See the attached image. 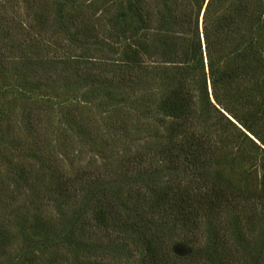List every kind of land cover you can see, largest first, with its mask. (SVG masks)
<instances>
[{
	"label": "trees",
	"instance_id": "16d2710c",
	"mask_svg": "<svg viewBox=\"0 0 264 264\" xmlns=\"http://www.w3.org/2000/svg\"><path fill=\"white\" fill-rule=\"evenodd\" d=\"M121 1L113 16L110 61L92 57L100 50L72 55L104 33L91 24L93 14L69 17L62 26L73 47L42 60L35 72L45 81L110 86L127 95L121 102L143 118L155 112L162 122L170 120L167 141L152 153L136 151L114 165L89 162L67 176L46 161L47 148L37 144L40 124L46 123L38 109L30 108L20 131L10 119L7 135L25 154L9 176L11 191L0 170V255L18 239L14 264H43L46 255L48 264H65L59 246L79 264H122L132 247L143 253L145 264H189L188 259L235 264L216 216L234 205L225 211L233 213L230 227L246 248L244 229L253 233L259 214L236 208L264 200V137L258 133L264 130V0H107L106 5ZM149 86L159 94H150ZM230 86L244 90L239 98L250 107L246 114L234 113L226 98ZM210 114L226 124L224 131L217 122L206 123ZM232 133L241 141L235 147L239 158L260 153L262 168L260 192L254 198L242 192L237 202H231L235 188L222 175L225 159L217 152ZM52 207L62 212L48 213ZM29 208L38 212L32 220ZM196 231L205 235L198 246ZM177 244L191 250L186 259L170 254Z\"/></svg>",
	"mask_w": 264,
	"mask_h": 264
},
{
	"label": "rangeland",
	"instance_id": "374dc122",
	"mask_svg": "<svg viewBox=\"0 0 264 264\" xmlns=\"http://www.w3.org/2000/svg\"><path fill=\"white\" fill-rule=\"evenodd\" d=\"M106 1L0 0V170L4 182L8 186V191L13 188L12 180L9 178L14 174L13 167L23 159L25 154V151L13 144L7 135L8 123L11 119L12 125L16 124V127L19 126L18 131L22 130L23 122L26 120L30 108L34 112L38 109L37 112L44 116L46 122L40 124L39 133L36 135L38 137L37 144L47 148L44 156L46 161L56 166L67 176L72 175L77 167L84 166L89 162L97 165L104 163L114 165L133 152L152 153L153 149H159L165 145L168 138V126H170L166 122L169 123L170 120L162 122V115L155 112L151 114L150 119L146 118L147 116L143 118L129 102H121L120 99L125 94H118L105 84L88 86L69 82L64 78L45 81L39 77V74L36 75L35 69L39 70L38 63H42V60L51 58L53 55L56 56L60 53V49L69 46L71 41L62 26L67 25L69 17L80 18L93 14V23L91 22V24L95 23V28L104 33L103 38L86 41L85 45L76 48L72 55L83 56L84 49H91L101 51V53L93 54L94 58L110 61L114 57V44L111 40L113 16L123 1L116 2L109 7H107ZM91 3L92 6L89 7ZM95 15L100 21L96 20ZM70 45L73 47L72 44ZM262 49L264 51V44ZM21 62H24L25 65L20 64ZM107 63L103 62L102 64ZM100 64L96 67H99ZM148 89L150 94H159L155 86H149ZM243 92L244 90L235 86L229 87L226 92L227 97L223 91L220 92L223 97L231 101L233 111L237 115L246 114L250 109L245 103V99L239 98ZM134 96L135 94L132 93V98ZM215 117L216 115L210 114V118H206V123L209 121L216 123L218 119ZM225 125L224 122L218 121L217 129L221 128V131H224L223 126ZM26 133L24 131L25 135ZM258 133L264 137V130ZM234 137L236 136L233 133L229 137L227 136L226 143L217 150V152L220 151V157L225 159L220 163L222 175L235 188V194L230 196L233 198L231 202H237L242 192H246L245 197L247 198L257 196L260 192L262 170L260 156L258 157L260 153L247 152V158L242 160L239 158L235 147L239 146L241 141L240 139L234 141ZM232 158L235 161L231 162ZM24 161L31 163L27 159ZM7 171H11V173L8 174ZM183 175L180 177L183 178ZM251 192L253 194L248 195ZM21 199L20 196L19 203ZM252 203L248 200L247 204L249 205L239 204L236 208L243 214L245 212L249 214V210L256 213L255 215L259 214L257 219L252 220L255 225L252 228L253 233L244 229L246 248L238 245L239 241L235 237V231L230 227L233 213L225 211H233L234 205L216 216L217 219L222 220L220 227L226 229L223 231L226 236L224 239L228 242L231 259L235 264H264V219L263 216H260L264 200H255V204ZM5 206L7 207V205ZM28 212L30 216L28 219L32 220V215L37 211L29 208ZM61 212L62 210L55 207L48 209V213L52 215ZM255 215L252 217L254 218ZM224 217L226 218L224 219ZM239 219L243 222L242 216H239ZM225 220L226 222L229 220V225ZM253 223L251 222L252 225ZM195 234L200 239L196 241V246L200 242L204 243L201 241L205 236L203 231L199 234L196 231ZM20 248V241L13 239L8 250L0 255V264L16 263ZM241 250L246 254V257L240 254ZM57 251L62 253L66 260L65 264H79L77 261L74 262L71 255L64 252L62 247L59 246ZM190 253L191 250L182 244H177L170 251L172 256L175 255L182 259H186ZM48 260L50 259L46 255L43 264H48ZM180 261L186 262L187 260ZM187 262L189 264H205L203 261L196 262L193 259H188ZM121 263L145 264L143 253L132 247L129 249L128 258L126 257Z\"/></svg>",
	"mask_w": 264,
	"mask_h": 264
}]
</instances>
